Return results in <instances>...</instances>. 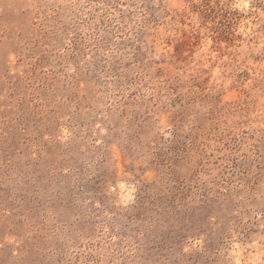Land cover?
Instances as JSON below:
<instances>
[{
	"label": "rangeland",
	"instance_id": "1",
	"mask_svg": "<svg viewBox=\"0 0 264 264\" xmlns=\"http://www.w3.org/2000/svg\"><path fill=\"white\" fill-rule=\"evenodd\" d=\"M0 264H264V0H0Z\"/></svg>",
	"mask_w": 264,
	"mask_h": 264
}]
</instances>
